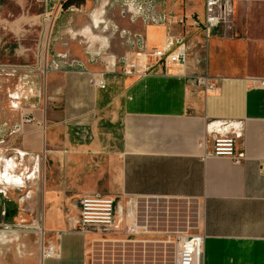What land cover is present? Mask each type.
Instances as JSON below:
<instances>
[{
    "label": "crops",
    "instance_id": "crops-1",
    "mask_svg": "<svg viewBox=\"0 0 264 264\" xmlns=\"http://www.w3.org/2000/svg\"><path fill=\"white\" fill-rule=\"evenodd\" d=\"M8 1L18 13L0 11V80H21L20 69L41 70L57 54L82 64L32 73L58 101L28 125L30 138L45 139L43 228L56 254L17 264H178L179 237L202 233L198 264H264V0L233 1L231 22L204 41L201 64L189 58L146 74L125 67L139 57L127 38L160 46L165 25L132 21L102 0L65 9L62 0ZM158 2L203 19L204 0ZM203 73L214 91L196 83ZM214 119L241 122L240 162L206 155ZM92 194L115 198V232H74L78 200Z\"/></svg>",
    "mask_w": 264,
    "mask_h": 264
},
{
    "label": "built area",
    "instance_id": "built-area-1",
    "mask_svg": "<svg viewBox=\"0 0 264 264\" xmlns=\"http://www.w3.org/2000/svg\"><path fill=\"white\" fill-rule=\"evenodd\" d=\"M122 15H129L134 21L140 18L145 24L165 25L168 34L160 46L147 47L144 38L140 34H133L127 38V42L136 46L139 57L131 63L125 62V67H129L136 72L138 67L143 69V74L155 70L156 67H166L167 65H178L184 68L189 60V43L186 35L190 33L191 28H199L203 32L204 41H206L217 29L226 26L231 22L232 3L234 0H204V16L200 21L194 15H177L172 11L162 10L158 12L155 6L158 0H120ZM178 26L179 32L173 33L171 28ZM130 36V34H129ZM80 67L78 61H68L65 54H57L47 64L41 68L42 73L50 70H61L64 67ZM31 70L29 68H22ZM40 69V68H39ZM126 70V68H125ZM15 69H11L13 73ZM24 80H33L23 77ZM196 83L201 86L205 92L216 89V80H212L206 73L196 75ZM22 80V79H21ZM98 85H103V80L96 81ZM264 84V80H262ZM12 106L16 107L19 96L13 92L9 94ZM33 117L26 116V122H32ZM206 134L210 138V148L206 155L223 156L234 162H240L244 158V153L238 152L236 148L237 139L242 137V125L240 121L214 119L206 124ZM207 143V138L203 139V145ZM264 167V161L261 162ZM118 212L116 200L112 196L92 194L82 196L78 200V216L74 232L86 234L90 232H99L102 234L112 233L119 229ZM128 233H134V225L126 228ZM205 235L191 234L181 235L179 237L178 264H198L202 253V246ZM56 254V245L51 241L42 243L41 259L54 257Z\"/></svg>",
    "mask_w": 264,
    "mask_h": 264
},
{
    "label": "rangeland",
    "instance_id": "rangeland-1",
    "mask_svg": "<svg viewBox=\"0 0 264 264\" xmlns=\"http://www.w3.org/2000/svg\"><path fill=\"white\" fill-rule=\"evenodd\" d=\"M102 1L107 3V10L110 9L118 14V8H120L119 13L121 14L120 0ZM170 6L168 7L174 9L175 14L181 12L176 10L177 6ZM170 8H167V3L155 6L158 12L162 10L168 12ZM1 9V13L8 18H14L18 13V8L8 0H0V11ZM197 13L201 17L202 13L200 10L197 9ZM237 20L235 18L233 21V29ZM176 28L178 30L179 27ZM223 28H221V31H224ZM189 31L190 33L186 35V40L190 46L189 58H194L195 63L196 59H198L196 64H201L204 58L203 32L200 29L197 31L190 29ZM192 40L194 41V46L190 45ZM29 63L32 64L34 62L31 61ZM1 71L6 70L2 69ZM19 71L21 72L22 80H0V156H14L19 163L20 168L18 167L17 169L19 173L28 171L31 168L32 173L36 159L39 158V172L35 173V178L27 180L25 185L11 187L0 185V264H17L15 259L19 258L22 261L23 258L28 256L35 257L39 262L41 260L42 243L48 241L43 228L44 197L48 187V159L44 150L45 139L41 133L36 137V140L34 137H29L31 136L29 135V129L33 126L28 127V125H32L30 123L33 122L34 118L32 122H26L25 117L27 115L33 117L32 113L37 112V116L42 118L49 105L58 101H52L48 97V80H45L43 76L39 80H34L35 76L32 73L37 71L42 74V70L20 69ZM29 76L33 80L23 79V77L31 79ZM10 92L19 94L18 100H14L17 104L14 107V112L10 111V108H12V102L9 97ZM19 119H21L19 123L21 126L18 124ZM28 142L33 150L29 151L27 149L29 154L25 155L23 160H21L15 154L14 149L24 150V147L29 146Z\"/></svg>",
    "mask_w": 264,
    "mask_h": 264
},
{
    "label": "bare ground",
    "instance_id": "bare-ground-1",
    "mask_svg": "<svg viewBox=\"0 0 264 264\" xmlns=\"http://www.w3.org/2000/svg\"><path fill=\"white\" fill-rule=\"evenodd\" d=\"M17 152H18L17 154L20 155V156H24L26 154L22 150H19V149L17 150ZM9 160H12L13 164L15 165V167L7 168V161H9ZM21 160H23V158ZM36 160H35L36 161L35 162V167L33 168L32 173H31L32 168L30 170H28V171H24L22 173H19L17 171V169L19 167V163L16 161V158L14 156H11V158H9L8 156H6V157H1L0 156V177H2V174L5 172V169L7 168L9 177L20 176L22 178V180H23V184L22 185H25L27 180L35 178V176H34L35 173L39 172V160L38 159H36ZM25 170H27V169H25ZM25 173H26V175H25ZM27 174H28V176H27ZM0 185L9 186V187H11V186H22V185H17L14 182H9V180L7 178H0Z\"/></svg>",
    "mask_w": 264,
    "mask_h": 264
},
{
    "label": "clouds",
    "instance_id": "clouds-1",
    "mask_svg": "<svg viewBox=\"0 0 264 264\" xmlns=\"http://www.w3.org/2000/svg\"><path fill=\"white\" fill-rule=\"evenodd\" d=\"M13 167H15V165L13 164L12 160L7 161V168H13ZM7 168L5 169V172L2 174V177L0 178H7L9 182H14L17 185H22L23 184L22 178L20 176L9 177Z\"/></svg>",
    "mask_w": 264,
    "mask_h": 264
},
{
    "label": "trees",
    "instance_id": "trees-1",
    "mask_svg": "<svg viewBox=\"0 0 264 264\" xmlns=\"http://www.w3.org/2000/svg\"><path fill=\"white\" fill-rule=\"evenodd\" d=\"M84 2V0H62L61 4H62V7L65 9L71 5H80Z\"/></svg>",
    "mask_w": 264,
    "mask_h": 264
}]
</instances>
